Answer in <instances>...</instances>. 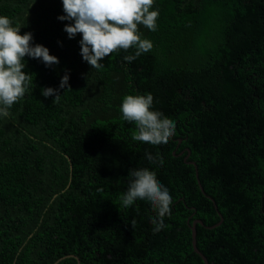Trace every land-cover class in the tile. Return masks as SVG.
I'll return each mask as SVG.
<instances>
[{
  "label": "trees",
  "instance_id": "16d2710c",
  "mask_svg": "<svg viewBox=\"0 0 264 264\" xmlns=\"http://www.w3.org/2000/svg\"><path fill=\"white\" fill-rule=\"evenodd\" d=\"M150 11L157 30L138 28L153 49L92 69L58 19L62 0H0V16L59 60L26 56L33 83L0 118V264H203L189 227L220 221L206 196L222 217L196 224L208 264H264V0H154ZM66 74L71 90L59 89ZM148 93L175 123L167 144L134 141L122 118L125 96ZM142 168L172 197L156 233L147 200L121 204Z\"/></svg>",
  "mask_w": 264,
  "mask_h": 264
},
{
  "label": "clouds",
  "instance_id": "9594fccd",
  "mask_svg": "<svg viewBox=\"0 0 264 264\" xmlns=\"http://www.w3.org/2000/svg\"><path fill=\"white\" fill-rule=\"evenodd\" d=\"M65 15L60 21H69L64 28L69 39L77 34L80 40L81 56L92 69L103 67L104 58L117 50L135 49L134 55H127L124 61L131 63L140 55L150 52L154 45L139 31L143 25L150 31L157 30L158 11H150L154 0H62ZM20 26H14L7 16H0V118L11 116L12 106L24 98L32 85V75L26 74L24 58L40 59L46 67L59 64L57 57L50 55L43 45L33 46V35H20ZM59 89L71 90L69 76L62 77ZM59 89L45 88L41 95L54 96L53 103L60 98ZM154 97L127 95L120 106L122 118L135 124L132 139L153 146L167 144L175 135V123L160 111L152 110ZM146 156L153 160L151 154ZM161 164L163 161H160ZM132 180L120 197L123 207H129L136 200H147L156 212L151 218L154 233L161 231L165 216L171 215L172 197L168 189L160 184L156 173L147 168L131 169Z\"/></svg>",
  "mask_w": 264,
  "mask_h": 264
},
{
  "label": "water",
  "instance_id": "95a60500",
  "mask_svg": "<svg viewBox=\"0 0 264 264\" xmlns=\"http://www.w3.org/2000/svg\"><path fill=\"white\" fill-rule=\"evenodd\" d=\"M187 157H188V155H186L184 157V159H183L185 162H186ZM186 163L194 166L196 179H198L197 178L198 177V175H197V169H196L195 164L193 162H190V161H188ZM198 185H199V189H200L201 193L203 195H205L204 190H203L202 186L200 185L199 181H198ZM206 197L213 203V208L216 211V213H217L220 221L217 224H215V225H213L211 227H206V226H204V224L202 223V221H200L199 219H195L194 221H192V224L189 227L190 228V232H191V245H192L193 251H194V253H196L200 257V259L202 260L203 264H208V262H207L206 258L203 256V254L196 247V224H199V225H201V226H203V227H205L207 229H212L214 227H217L220 224V222L222 221V217H221L220 213L218 212L217 207H216L213 199H211L208 196H206ZM67 257H73V258H75L77 260V263L79 264V260L75 256H67Z\"/></svg>",
  "mask_w": 264,
  "mask_h": 264
},
{
  "label": "bare ground",
  "instance_id": "6f19581e",
  "mask_svg": "<svg viewBox=\"0 0 264 264\" xmlns=\"http://www.w3.org/2000/svg\"><path fill=\"white\" fill-rule=\"evenodd\" d=\"M250 66V65H249ZM250 69V68H249ZM252 71V70H251Z\"/></svg>",
  "mask_w": 264,
  "mask_h": 264
}]
</instances>
